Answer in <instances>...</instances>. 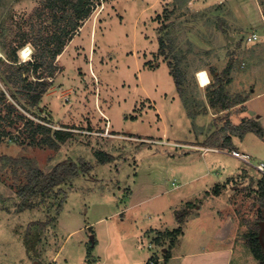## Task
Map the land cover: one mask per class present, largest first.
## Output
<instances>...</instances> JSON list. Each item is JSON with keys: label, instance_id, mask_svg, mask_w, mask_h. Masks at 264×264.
Returning a JSON list of instances; mask_svg holds the SVG:
<instances>
[{"label": "rangeland", "instance_id": "obj_1", "mask_svg": "<svg viewBox=\"0 0 264 264\" xmlns=\"http://www.w3.org/2000/svg\"><path fill=\"white\" fill-rule=\"evenodd\" d=\"M46 1L0 0V64L10 61L13 48L18 65L33 60V45L20 43L39 35V26L31 27L29 20ZM92 1L98 8L58 57L61 72L39 107L21 110L35 123L70 131L72 137L58 149L32 146L18 124L0 143V264H167L164 249L182 258L168 264L184 263L191 253L209 262L225 251L234 254L229 264H258L246 236L264 214L257 197L263 174L238 156L264 163V141L254 133L232 135L227 124L239 125L242 118L218 115L196 74L222 72L230 64L248 69L241 53L256 45L247 42L252 34L264 40V5L258 0ZM228 36H237V42ZM28 46L32 53L23 61L19 53ZM169 62L183 72L185 101ZM225 81L231 94L244 88L251 95L247 120L261 117L264 126V94L257 97L263 81L231 74ZM1 91L17 92L0 66ZM189 112L199 116L193 121ZM224 129L232 141H226ZM99 152L113 161L100 164ZM23 157L35 160L44 173L69 159L93 169L56 188L41 206L20 213L16 193L26 181L8 158ZM225 236L221 246L216 239ZM260 237L264 242V230ZM162 257L167 260L160 262Z\"/></svg>", "mask_w": 264, "mask_h": 264}, {"label": "trees", "instance_id": "obj_2", "mask_svg": "<svg viewBox=\"0 0 264 264\" xmlns=\"http://www.w3.org/2000/svg\"><path fill=\"white\" fill-rule=\"evenodd\" d=\"M258 1L264 5V0ZM97 5L92 0H47L43 7L36 9L31 15L29 23L34 28L35 25L39 26V35L29 40V42L22 40L20 46H24L26 43L33 45L36 50L33 60L18 65V51L13 48L9 52L10 61L0 64L7 82L17 91L16 94H6L5 91L0 92V143L12 134L11 130L15 129V126L18 127V124H21L18 127L19 133L25 136L29 141V145L32 146L58 149L59 143H65L72 137L70 131H53L44 124L35 123L26 117L21 110L29 112V108L39 107L43 96L53 85L54 78L61 72V68L56 64L58 57L74 40L82 25L93 15L98 8ZM161 49L165 53L164 41L161 42ZM168 65L178 92L184 99L183 72L179 65H174L172 62H169ZM231 69V65L221 73H217L216 69H212L214 81L206 89V96L209 99V105L213 109L231 110L237 106H242L249 98L243 94L231 96L227 91L228 81L226 82L225 78L230 75ZM28 73L34 74L36 80L31 81ZM18 97L20 98L18 99ZM197 116L198 114L189 112V117L193 121ZM227 126L232 135L244 138L246 134L254 133L264 141V126L259 121L243 119L239 125L235 126L228 123ZM224 131L226 132V129ZM216 135L214 134V136ZM225 136L227 137L226 141H232L227 132ZM97 155L100 164L105 165L113 161V156L109 154L99 152ZM8 159L20 168L26 181L16 193L21 198L18 205L20 213L41 206V203H44L45 199L55 192L56 188L70 183L79 177L81 172L87 173L93 169L85 161H82L79 165L69 159L55 165L49 173H44L37 162L31 158ZM14 176L16 179L19 178L17 169L14 171ZM257 191V197L261 201L264 211V176L258 182ZM56 193L60 194L62 190H57ZM62 209L63 204H60L57 212L61 213ZM178 220L181 222L182 218L179 217ZM262 223H264V214H260L255 229L251 230L246 236L247 247L258 261V264H264V242L260 237ZM33 224L39 225L41 228L47 226L42 222H34ZM181 233V229L177 230V235ZM165 254L169 260L171 252L168 250Z\"/></svg>", "mask_w": 264, "mask_h": 264}, {"label": "crops", "instance_id": "obj_3", "mask_svg": "<svg viewBox=\"0 0 264 264\" xmlns=\"http://www.w3.org/2000/svg\"><path fill=\"white\" fill-rule=\"evenodd\" d=\"M228 38H230L232 41L235 40V43L237 42V36H228ZM253 43L256 44L253 48L245 49V50H243L244 53H241V55L243 56V60L242 61H245V62H243L242 66L243 67H248V69L246 71H242L241 70V66L240 65H236L237 67L234 66L232 68V71H231L230 74L233 77H237V76L241 75V76H243L244 79H247V80L256 81V80L260 79V81H263L262 83L264 84V77H263V74H264V40L261 39V40H258L256 42H253ZM250 45H252V44H250ZM212 69L213 68H211L210 70L203 69L204 71L207 72V74H208V76L210 78V84L214 81V73H213ZM197 72L199 73L200 71H197ZM198 73L196 74V77H197ZM217 73H221V72L217 71ZM230 79H231V77H230ZM262 83L259 85V87L261 86V88H262ZM209 85L205 86L206 89L209 87ZM205 87L201 86V88H205ZM227 89H228V85H227ZM240 90H242V91L239 94H243V95L249 96L248 100L242 106H237V107L233 108L230 111L229 110L222 111L221 109H219L218 110V115H220V116L221 115L228 116L229 114H236V116H239L240 118H242V120L245 119V118L247 119V117H252L249 114V109L246 107V106H248V104L252 100L251 99V95L246 94L245 92L243 93L244 88H242ZM263 94H264V92L261 91L257 95V97L260 96V95H263ZM230 95L231 96H235L234 94H231V93H230ZM260 118L261 117H259V119H257V121L261 122ZM248 119L250 120L252 118H248ZM225 240H226V236L224 238H222L221 240L216 239V241L222 243V244H220L221 246L225 245ZM226 247H227V245H226ZM167 251H168V249H164V253H166ZM228 253H230V254H228ZM156 255H158V254H156ZM233 255L231 254L230 251L229 252L225 251V253H218L217 256L213 258V261L207 262L204 259L196 258L197 254L191 253V254H186L185 255L187 260L184 263H181V264H229L231 259L234 257ZM158 256H156V257H158ZM179 259H182V258H180V256H173L171 254V258L169 259V262L177 261ZM159 260H160V262L161 261L165 262L163 257L160 258ZM176 264H180V262H178Z\"/></svg>", "mask_w": 264, "mask_h": 264}, {"label": "bare ground", "instance_id": "obj_4", "mask_svg": "<svg viewBox=\"0 0 264 264\" xmlns=\"http://www.w3.org/2000/svg\"><path fill=\"white\" fill-rule=\"evenodd\" d=\"M33 51V50H32ZM31 48H29V46L26 48H23L20 50V57L23 61H26L28 59L29 56H31ZM30 59V58H29ZM22 61V62H23ZM197 79L199 81V84L202 86V87H205L207 85L210 84V78L207 74L206 71L204 70H201L198 75H197Z\"/></svg>", "mask_w": 264, "mask_h": 264}, {"label": "built area", "instance_id": "obj_5", "mask_svg": "<svg viewBox=\"0 0 264 264\" xmlns=\"http://www.w3.org/2000/svg\"><path fill=\"white\" fill-rule=\"evenodd\" d=\"M258 40H259V36L256 34H252L251 36L248 37L247 42L253 43V42H256ZM238 157H239V159L245 161L246 163H249L255 170H257L258 172H260L264 176V163L252 164L251 161H249V159L246 156L239 155ZM172 185H173V187L177 188V185L175 183H173ZM146 264H157V260H153V261L146 263Z\"/></svg>", "mask_w": 264, "mask_h": 264}, {"label": "water", "instance_id": "obj_6", "mask_svg": "<svg viewBox=\"0 0 264 264\" xmlns=\"http://www.w3.org/2000/svg\"><path fill=\"white\" fill-rule=\"evenodd\" d=\"M261 226H262V229L264 230V223H262ZM263 230H262V231H263ZM91 239H93V238H91Z\"/></svg>", "mask_w": 264, "mask_h": 264}]
</instances>
